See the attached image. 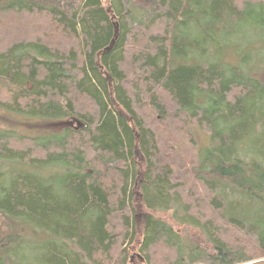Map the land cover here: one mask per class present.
I'll return each instance as SVG.
<instances>
[{"label": "trees", "instance_id": "1", "mask_svg": "<svg viewBox=\"0 0 264 264\" xmlns=\"http://www.w3.org/2000/svg\"><path fill=\"white\" fill-rule=\"evenodd\" d=\"M106 3L0 0V109L78 125L0 131V264H264V0Z\"/></svg>", "mask_w": 264, "mask_h": 264}, {"label": "rangeland", "instance_id": "2", "mask_svg": "<svg viewBox=\"0 0 264 264\" xmlns=\"http://www.w3.org/2000/svg\"><path fill=\"white\" fill-rule=\"evenodd\" d=\"M102 1L104 2V4H107L106 3L107 0H102ZM246 28L247 27H245V29ZM193 36H196V34H194ZM197 37L199 36L197 35ZM234 43L236 46L234 47V49L232 47H227L226 48L227 50L225 51V56L223 57V55H221L222 57L221 62L225 64V66L232 67L236 65L237 66L241 65L243 64L242 60L244 59L247 63L246 67H248V64L251 67H256L259 58L262 59L264 58V42L256 41L252 33L248 34V37L246 38L245 42H242L241 40L240 41L236 40ZM254 62L256 64H253ZM254 69L255 68L251 70ZM259 75H264V74L257 72L256 76L260 77ZM72 118L59 120L54 123L44 124L47 121L41 118L28 117L26 115L15 116L13 114L7 113V111H3L2 109H0V131L12 130L21 134L22 136L52 139L50 133L59 135L63 133L65 129L68 128L75 130L77 132L78 125L73 120H71ZM193 135L197 140L198 148H206L209 146V136L205 132L201 131L200 129L197 130L195 129ZM26 141L29 142V140ZM135 161L137 162L138 165L141 166V162L143 160H141L140 157L137 156L135 158ZM45 175H47V172ZM140 187H141L140 182H136L134 187V195L137 197L134 198L133 203H134V207L136 208L137 221L139 219L141 221L144 220L145 215H147L148 213H152L151 210H149L148 208L146 209L145 205H143V201H141L142 194L140 193ZM174 214H175L174 211H168L166 213L162 212L157 215L158 216L157 218H160L161 220H164L167 223H169V225L173 227L175 232H177V234L180 235V237L193 241L197 245H202V244L206 245V237H204V235L200 230L193 229L190 226L179 222L174 218ZM140 237L141 239H143L142 235L138 234L137 238ZM136 242L137 241L134 240V243L137 245L138 242L137 243ZM140 246H142V243L138 244V247ZM135 254H140L138 249L135 250V248L132 247L130 250H128V259H129L128 264H146V262L144 263L140 262L137 257H133Z\"/></svg>", "mask_w": 264, "mask_h": 264}]
</instances>
